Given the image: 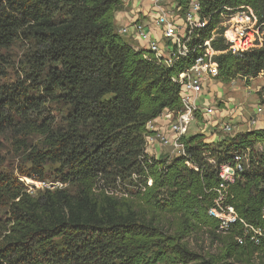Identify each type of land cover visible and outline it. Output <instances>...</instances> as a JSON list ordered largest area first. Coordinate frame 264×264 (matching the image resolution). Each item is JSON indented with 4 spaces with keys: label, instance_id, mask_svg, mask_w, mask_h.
I'll list each match as a JSON object with an SVG mask.
<instances>
[{
    "label": "trees",
    "instance_id": "16d2710c",
    "mask_svg": "<svg viewBox=\"0 0 264 264\" xmlns=\"http://www.w3.org/2000/svg\"><path fill=\"white\" fill-rule=\"evenodd\" d=\"M191 1L177 0L182 14ZM198 2L210 23L200 40L216 32L212 47L222 53L217 80L257 79L264 49L228 52L220 11L251 6L264 22V0ZM125 8V0H0V264L263 262L264 237L239 222L221 232L209 212L220 168L248 152L226 205L264 231V129L215 143L188 135L185 155H150V125L183 110L181 86L200 51L159 63L119 34ZM24 178L50 188L34 193ZM199 235L218 251L193 250Z\"/></svg>",
    "mask_w": 264,
    "mask_h": 264
},
{
    "label": "built area",
    "instance_id": "2783aa9c",
    "mask_svg": "<svg viewBox=\"0 0 264 264\" xmlns=\"http://www.w3.org/2000/svg\"><path fill=\"white\" fill-rule=\"evenodd\" d=\"M146 2L149 7L148 12H145L142 18L136 17L137 15L132 12L135 18L130 20L129 25L118 29L120 35L135 43L138 42L140 50L151 54L155 60L166 66L174 64L179 59L196 55L200 51L194 64L187 71L181 86L183 110L177 113L168 111L161 116L170 122L169 131L172 135L166 136L165 132L157 131L155 136L147 139L149 153L154 145H160V147L172 149V152L178 156H183L185 148L182 138L187 136L190 123L198 113L197 111H202L198 101L204 95L208 83L218 78L219 65L215 57L222 53L215 51L212 47V42L217 37L216 32L211 39L203 42L200 40L201 32L207 29L210 23L201 16L198 0L191 1L185 14L181 13L177 0L174 3H169L170 0H146ZM146 18H149L155 28L160 31L161 40L153 37L152 30L147 26L150 21L145 22ZM220 18L222 19L220 23V27L223 28L222 36L228 45V52L243 57L256 50L264 49V22L259 20L251 6L224 7L220 11ZM222 129L226 135H232L231 126L225 125ZM248 165L247 152L236 156L234 166L224 165L220 168L221 185L216 191L218 199L216 207L209 212V215L219 220L221 232H227L232 225L239 222L246 228H250L255 235L264 237V231L247 226L238 217L235 209L226 205L227 187L235 182L237 176ZM46 187L50 188L49 185ZM252 241L258 242L257 237H252ZM238 242L243 244L244 239L240 238Z\"/></svg>",
    "mask_w": 264,
    "mask_h": 264
},
{
    "label": "rangeland",
    "instance_id": "374dc122",
    "mask_svg": "<svg viewBox=\"0 0 264 264\" xmlns=\"http://www.w3.org/2000/svg\"><path fill=\"white\" fill-rule=\"evenodd\" d=\"M133 1L125 0L126 8L123 12L127 13L129 20L135 18L131 10ZM140 1L143 4L146 2V0ZM174 1L176 0H170L169 3H174ZM198 102L201 104L200 109L202 111L198 110L197 112L203 121L199 122L195 116L196 119L194 118L191 121L187 136L202 134L206 137L205 141L207 143H215L228 136L222 129L225 125L232 127V135L264 128V74L249 83L245 79L240 78L228 84L215 80L212 83H208L204 95L201 96ZM164 122L168 126L164 134L171 136L172 134L169 131L170 122L165 119ZM263 149L264 145H257V151L263 152ZM161 150H163L162 153L164 155L178 156L170 148L161 147ZM152 151L154 152L153 149L150 150L151 153ZM22 180L30 187V191L34 193L36 190L47 188L45 183L32 181L27 178ZM190 244L193 250L201 254L218 251V248L212 246L203 235L192 238ZM256 264H264V261Z\"/></svg>",
    "mask_w": 264,
    "mask_h": 264
},
{
    "label": "crops",
    "instance_id": "0c3cea01",
    "mask_svg": "<svg viewBox=\"0 0 264 264\" xmlns=\"http://www.w3.org/2000/svg\"><path fill=\"white\" fill-rule=\"evenodd\" d=\"M131 8H132L131 9L132 12L137 15L136 17L139 16L141 18L144 17L145 12H148V10H149L147 2H145V4H143V2L140 1V0H134L132 2ZM146 20H145V22H147V23L150 21V23H148L147 26H148V29L152 30L153 37H156V38L161 40L160 31L155 28L154 24L151 23V20L149 18H146ZM130 22L131 21L129 20L128 15H127L126 12H121V13H118L116 15V24H117L118 28L125 27V26L129 25ZM127 39L130 42L135 43L131 39H129V38H127ZM204 101H206V100L204 99ZM166 112H168V110H166L164 112V114ZM167 129H168V126L164 122L163 117H160L158 120H156L155 122H153L150 125V130H152L154 132H157V131L165 132ZM259 129H256V130H259ZM261 129H264V128H261ZM152 149L154 150V152L152 151V153H150V155L155 156L156 158H159L163 154L162 153L163 150H161L160 145H154Z\"/></svg>",
    "mask_w": 264,
    "mask_h": 264
}]
</instances>
